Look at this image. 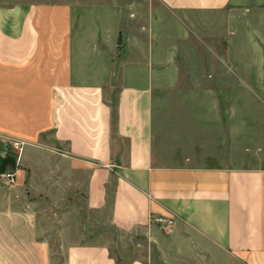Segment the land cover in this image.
I'll return each instance as SVG.
<instances>
[{"label":"crops","instance_id":"crops-1","mask_svg":"<svg viewBox=\"0 0 264 264\" xmlns=\"http://www.w3.org/2000/svg\"><path fill=\"white\" fill-rule=\"evenodd\" d=\"M158 1L172 11L209 12L247 0ZM78 8L0 6V137L22 146L14 183H0V264H52L29 194L46 193L58 172L83 177L85 209L107 211L121 249L134 245L118 257L100 243L67 245L63 264H264V110L240 119L233 100L178 102L163 131L152 62L105 53L109 43L97 24L79 20ZM225 75L238 89L239 74ZM242 140L253 155L226 164ZM34 165L37 182L26 176Z\"/></svg>","mask_w":264,"mask_h":264},{"label":"rangeland","instance_id":"rangeland-1","mask_svg":"<svg viewBox=\"0 0 264 264\" xmlns=\"http://www.w3.org/2000/svg\"><path fill=\"white\" fill-rule=\"evenodd\" d=\"M60 1L79 6V20L97 24L99 35L103 34L109 43L104 46L105 53L115 58L123 54L129 58L136 53L144 62H152L159 74L153 97L155 114L162 119V130L171 116L172 106L183 101H205L211 106L218 103L224 107L233 100L240 105V119L247 114H262L264 76L258 75L264 74V0H247L240 8L209 12L172 11L158 0H0V6ZM86 28L82 31L90 30ZM228 70L239 74L238 89L229 75H225ZM248 80L253 82L254 92L244 91L243 81ZM229 89L232 91H221ZM114 94V89H110L105 95L113 100ZM244 104L251 107L243 108ZM242 125L240 122L241 128ZM247 144L242 140L239 146L228 151L225 163L240 165L248 161L253 155V146ZM21 148L0 137V183H6L3 174L21 168ZM29 158L34 160V156ZM35 171L28 169L27 179L37 182L39 174ZM63 176L60 172L52 173L48 179L51 188L46 193L36 189L29 194V201L36 203L38 224L43 230L42 238L50 246L52 264L64 263L67 245L100 243L107 245L115 257L132 252L133 242L127 241L121 249V236L108 224L107 211L91 213L85 209L84 178Z\"/></svg>","mask_w":264,"mask_h":264},{"label":"built area","instance_id":"built-area-1","mask_svg":"<svg viewBox=\"0 0 264 264\" xmlns=\"http://www.w3.org/2000/svg\"><path fill=\"white\" fill-rule=\"evenodd\" d=\"M21 146L20 143L14 142V147ZM2 179L9 185L14 183L15 179V172L12 173H5L2 175ZM156 224H159L163 228H168L172 225V221L170 220H162V219H155L154 220Z\"/></svg>","mask_w":264,"mask_h":264},{"label":"trees","instance_id":"trees-1","mask_svg":"<svg viewBox=\"0 0 264 264\" xmlns=\"http://www.w3.org/2000/svg\"><path fill=\"white\" fill-rule=\"evenodd\" d=\"M13 166V165H12Z\"/></svg>","mask_w":264,"mask_h":264}]
</instances>
